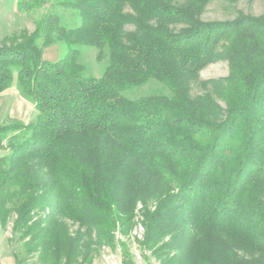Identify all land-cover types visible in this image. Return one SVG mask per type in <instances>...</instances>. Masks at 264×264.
<instances>
[{
  "label": "trees",
  "instance_id": "16d2710c",
  "mask_svg": "<svg viewBox=\"0 0 264 264\" xmlns=\"http://www.w3.org/2000/svg\"><path fill=\"white\" fill-rule=\"evenodd\" d=\"M210 1L64 0L74 27L49 13L0 42V93L38 113L0 126V226L42 264H93L137 223L159 264H264V15L204 21ZM152 82L167 93L128 96Z\"/></svg>",
  "mask_w": 264,
  "mask_h": 264
},
{
  "label": "rangeland",
  "instance_id": "374dc122",
  "mask_svg": "<svg viewBox=\"0 0 264 264\" xmlns=\"http://www.w3.org/2000/svg\"><path fill=\"white\" fill-rule=\"evenodd\" d=\"M64 0H0V42L26 30L33 32L37 23L47 14L61 17L67 27H74L76 19L71 10L62 5ZM186 0H176L183 4ZM130 11V10H128ZM239 14L259 17L264 15V0H211L202 16L204 21H232ZM127 30H133L132 26ZM50 54L46 60L56 61L64 54L61 44L54 45L48 50ZM47 53V52H46ZM80 62L85 66L86 74L100 78L105 71L107 62L97 60V52L92 48L83 50ZM229 76V66L225 61H220L207 66L200 74L201 81L225 79ZM167 93V91L156 82L147 86L137 88L129 93L130 98H139L147 95ZM204 93L199 84H194L192 94L194 96ZM37 111L25 95V93L14 84L7 91L0 93V126L14 123L29 124L36 120ZM8 154V150H0V157ZM139 211V220L142 216ZM15 217L6 228L0 226V261L13 260L15 264H42L36 254L30 255L21 240V234L13 232ZM77 227H73L76 230ZM135 230V229H134ZM120 240L126 245L130 254V263H126L124 249L118 242ZM116 245L114 248H103L95 258L93 264H159L151 252L143 249L142 240H138L133 233L128 237L116 234ZM126 261V262H125Z\"/></svg>",
  "mask_w": 264,
  "mask_h": 264
},
{
  "label": "built area",
  "instance_id": "2783aa9c",
  "mask_svg": "<svg viewBox=\"0 0 264 264\" xmlns=\"http://www.w3.org/2000/svg\"><path fill=\"white\" fill-rule=\"evenodd\" d=\"M144 233L145 229L143 227L142 223H137V226L135 230L133 231V235L138 239V240H143L144 238Z\"/></svg>",
  "mask_w": 264,
  "mask_h": 264
},
{
  "label": "crops",
  "instance_id": "0c3cea01",
  "mask_svg": "<svg viewBox=\"0 0 264 264\" xmlns=\"http://www.w3.org/2000/svg\"><path fill=\"white\" fill-rule=\"evenodd\" d=\"M50 54V52H48L47 51V53L45 54V57H46V55L48 56ZM58 60V59H57ZM56 60V61H57ZM50 61H52V60H50ZM0 264H15V261H13V260H11V259H9V260H6L5 259V261L4 260H2V261H0Z\"/></svg>",
  "mask_w": 264,
  "mask_h": 264
}]
</instances>
